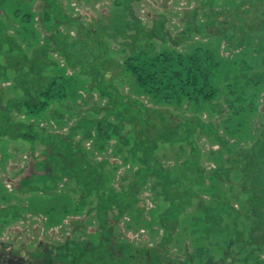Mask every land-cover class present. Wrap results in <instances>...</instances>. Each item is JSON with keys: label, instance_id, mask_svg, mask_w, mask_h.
<instances>
[{"label": "rangeland", "instance_id": "rangeland-1", "mask_svg": "<svg viewBox=\"0 0 264 264\" xmlns=\"http://www.w3.org/2000/svg\"><path fill=\"white\" fill-rule=\"evenodd\" d=\"M206 51L208 101L127 70ZM6 121L37 137L0 133V264H264V0H0Z\"/></svg>", "mask_w": 264, "mask_h": 264}, {"label": "trees", "instance_id": "trees-1", "mask_svg": "<svg viewBox=\"0 0 264 264\" xmlns=\"http://www.w3.org/2000/svg\"><path fill=\"white\" fill-rule=\"evenodd\" d=\"M183 54L177 53L175 56L168 54H158L157 56L153 55L140 60V58H132L128 57L127 70L130 71L135 76V83L140 88L146 87H156L158 90L157 93L160 94V99L169 102V100L173 98H179L185 96L189 100L198 101L199 98H202L204 101H208L213 99L216 96L217 89L210 82L211 78V70L209 64L203 67L204 60L212 59L208 51H206L205 55L200 53H196L191 56H182ZM215 63V62H214ZM217 63V62H216ZM211 64V69L213 72L215 71V66L217 64ZM235 63V62H233ZM214 74V73H213ZM227 76V75H226ZM55 83V82H54ZM58 89V88H57ZM41 88L37 92L38 102L34 103L30 109L35 105H40L39 97L43 96L47 99L50 98V90ZM30 101L28 96L24 95L20 102H22L23 106L27 104L26 102ZM104 125L101 121H99L97 125L98 132L105 133L108 131L104 130L102 127ZM113 135H120V129L118 126H114ZM25 130V131H24ZM22 132H26L23 134ZM1 135H6L12 138L22 137L25 140L34 141L37 137V134H33L32 131L23 125H14L9 121H6V125L3 127V131L0 132ZM15 133V134H14ZM23 135H22V134ZM156 137H153L151 140L149 139V143H147V137L143 134H139L141 137L140 140H134L133 143L135 147L138 148L143 153H147L150 155L152 151H154L153 144L158 142H171L174 140V137H168V133H159L156 134ZM62 159V158H61ZM218 177V176H217ZM174 199H171V203L173 204Z\"/></svg>", "mask_w": 264, "mask_h": 264}, {"label": "flooded vegetation", "instance_id": "flooded-vegetation-1", "mask_svg": "<svg viewBox=\"0 0 264 264\" xmlns=\"http://www.w3.org/2000/svg\"><path fill=\"white\" fill-rule=\"evenodd\" d=\"M57 249V248H56ZM41 252L39 254H37L35 256V258H33L32 260H27V259H20V263H26V264H32V261H36L37 260V264H59L58 258H59V249H57V252L55 250L52 251H48L46 248H42L40 249ZM82 255V253H79V256L77 258H75V260H72L71 262L73 264L78 263L80 259V256ZM38 258V259H36ZM70 262V263H71ZM7 264H12V263H7ZM36 264V263H34Z\"/></svg>", "mask_w": 264, "mask_h": 264}]
</instances>
